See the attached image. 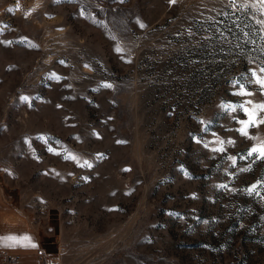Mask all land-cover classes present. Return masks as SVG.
I'll list each match as a JSON object with an SVG mask.
<instances>
[{
	"label": "rangeland",
	"instance_id": "1",
	"mask_svg": "<svg viewBox=\"0 0 264 264\" xmlns=\"http://www.w3.org/2000/svg\"><path fill=\"white\" fill-rule=\"evenodd\" d=\"M255 2L0 0V178L56 264H264V161L225 107L264 102Z\"/></svg>",
	"mask_w": 264,
	"mask_h": 264
},
{
	"label": "snow or ice",
	"instance_id": "2",
	"mask_svg": "<svg viewBox=\"0 0 264 264\" xmlns=\"http://www.w3.org/2000/svg\"><path fill=\"white\" fill-rule=\"evenodd\" d=\"M123 2V0H121ZM169 3L171 4H176L177 0H169ZM229 6L230 7H236L235 0H229ZM239 7L241 8H252L255 11H257L260 15L264 16V0H256L255 3L253 4H240ZM257 23L261 25V29L264 30V20H257ZM141 27H145V25L141 24ZM248 34L245 33V36ZM115 39V37H113ZM264 39V37H262ZM252 42V41H249ZM116 51L118 53L122 52L123 50L120 47L116 48ZM251 71V77L254 78V80H247L246 82L248 83H254L258 85L257 91L259 92L260 95L264 96V66H260L258 70H250ZM238 83V82H237ZM106 87L111 88V84L105 85ZM235 87V83L233 85ZM234 95L237 96H253L256 93L253 91H249L243 83L239 84V90L235 93ZM22 99L27 102L29 100L28 97H22ZM246 105H252V107H247ZM226 108H230L231 111L235 112L237 110V107H239L244 115L247 117L246 120L241 119L238 122L242 125V127L238 130L240 134L244 137H247L248 139L251 140H256L257 143L255 146H253L248 152L247 156L252 157L255 155L258 159L264 161V139H261L258 136H252L249 135V128L252 127H259L260 125H264V116L258 115V113H264V102L262 103H256L254 104L252 100H247L244 103L237 105H226ZM201 124L204 123V121H200ZM199 143V141H197ZM219 144L223 145L224 141L218 140L217 141ZM118 143H120L118 141ZM228 143H233V141H228ZM205 147H208V144L204 145ZM49 151H52L50 148ZM212 151L214 152H223L224 148H213ZM71 159L75 160L76 157L73 156ZM228 160L232 162L233 165L236 164V157L234 156H228ZM83 166L91 167V164H89L87 161L84 162ZM223 188H227V185H221ZM257 186L254 184L250 188L247 189V191L251 194L253 192H256ZM261 199H264V197H261ZM0 247H7V248H15V247H22L25 249H36L38 245L34 242L33 238L29 235H23V236H17V235H8L4 237H0Z\"/></svg>",
	"mask_w": 264,
	"mask_h": 264
},
{
	"label": "crops",
	"instance_id": "3",
	"mask_svg": "<svg viewBox=\"0 0 264 264\" xmlns=\"http://www.w3.org/2000/svg\"><path fill=\"white\" fill-rule=\"evenodd\" d=\"M7 183L9 182H7L6 178L4 180L0 178V237L8 235H29L33 238L38 247L36 249L0 247V250L13 255H33L35 256L34 264H47L45 261H38L36 258L37 253L41 249L46 250L43 237L39 229L36 228L32 217L24 212L21 207L16 204L15 199L9 195L6 190ZM20 264L26 263L21 262Z\"/></svg>",
	"mask_w": 264,
	"mask_h": 264
},
{
	"label": "built area",
	"instance_id": "4",
	"mask_svg": "<svg viewBox=\"0 0 264 264\" xmlns=\"http://www.w3.org/2000/svg\"><path fill=\"white\" fill-rule=\"evenodd\" d=\"M34 258L35 256L29 254L13 255L0 250V264H20L21 262L34 264ZM36 258L40 262L45 261L47 264H56L54 255L44 249L37 253Z\"/></svg>",
	"mask_w": 264,
	"mask_h": 264
}]
</instances>
